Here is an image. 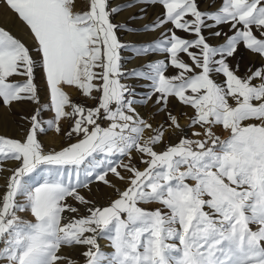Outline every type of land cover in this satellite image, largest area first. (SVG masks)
I'll return each mask as SVG.
<instances>
[{
    "label": "snow or ice",
    "instance_id": "snow-or-ice-1",
    "mask_svg": "<svg viewBox=\"0 0 264 264\" xmlns=\"http://www.w3.org/2000/svg\"><path fill=\"white\" fill-rule=\"evenodd\" d=\"M201 2L0 0L27 38L0 25V105L32 106L0 135V264H264V0ZM137 5L161 11L115 20ZM241 47L261 61L243 73ZM93 182L114 198L89 200Z\"/></svg>",
    "mask_w": 264,
    "mask_h": 264
},
{
    "label": "rangeland",
    "instance_id": "rangeland-1",
    "mask_svg": "<svg viewBox=\"0 0 264 264\" xmlns=\"http://www.w3.org/2000/svg\"><path fill=\"white\" fill-rule=\"evenodd\" d=\"M120 3H126V0H120ZM207 0H202L200 3V7L204 8L206 7ZM140 5H137L135 8H126L123 11H121L120 15L115 17V20L120 21H126L129 28L133 27H139L140 25H143L151 20H153L161 11V9L158 6H148L146 12L139 11ZM130 16H135L137 18L135 19H129ZM143 17L142 19L139 17ZM0 25L6 27L8 30H10L14 35L20 38H24L27 40V38L24 36V29L20 25L19 21L16 20L13 13L9 12L7 9L0 6ZM227 31V28L224 29ZM207 35V33H205ZM158 35V33H128V32H122L120 33V39L122 41L127 42H136V41H142V40H149L152 39L154 36ZM29 44H31L30 41H27ZM215 43V41H213ZM122 55L125 57L124 67L126 69H130L133 67L139 66L143 61L140 57H134L130 50H125ZM129 57H131L129 59ZM159 57L152 56L149 57V59H157ZM187 59V57H185ZM239 63L241 72L248 68L251 65H259L261 63L260 58L249 51H246L243 47L236 53L235 57L230 60V63ZM216 79L222 80V77H216ZM127 83L133 85L136 88V95L142 96L146 91L147 82L143 80H129L126 81ZM37 83L41 84L42 81L39 77V74L37 76ZM68 91L72 95V99L77 102H83L82 98L74 92L72 89H68ZM86 103L91 104V101H87ZM31 105H16L14 104L9 110L8 108L4 107L3 105H0V135L6 136V137H12V138H21L24 132V129L27 127V123L23 120H21L22 115H27L31 110ZM178 107V106H177ZM142 114H147L150 109L149 108H139L138 109ZM176 109H174L175 111ZM190 111V110H189ZM50 112H45L42 119H47L51 117ZM157 120H160L161 117L157 116ZM187 121L185 119H181V124H185ZM65 127L67 125L65 124ZM190 134V133H189ZM40 140L43 143V146L46 151L52 150L53 148L58 149L61 144L64 142L62 141L61 137L57 136L54 131H48L47 135H41ZM17 165L14 162H5L3 164L4 168H12L16 167ZM140 167H143V165H140ZM9 173L7 171H4L2 174H0V187L4 185L5 177ZM111 179V177H109ZM122 187V186H121ZM91 191L88 189H82L81 193L85 195L89 200L94 201L97 205H105L110 198H114L112 189H109L102 183L93 182L90 185ZM71 202V201H70ZM83 213V209L81 210ZM26 219H31L30 216L27 214H24ZM100 243V241H99ZM108 244V242H107ZM68 249H65V252H67ZM107 251H111V249H107ZM74 258L79 259L81 261V264H83L82 258H80L78 255L74 254Z\"/></svg>",
    "mask_w": 264,
    "mask_h": 264
},
{
    "label": "bare ground",
    "instance_id": "bare-ground-1",
    "mask_svg": "<svg viewBox=\"0 0 264 264\" xmlns=\"http://www.w3.org/2000/svg\"><path fill=\"white\" fill-rule=\"evenodd\" d=\"M100 244H101L102 248H103L105 251L108 249V247H107V240H105V239H101V240H100Z\"/></svg>",
    "mask_w": 264,
    "mask_h": 264
}]
</instances>
